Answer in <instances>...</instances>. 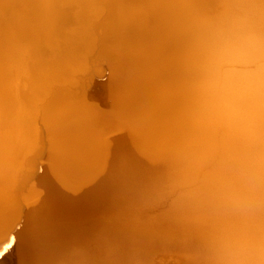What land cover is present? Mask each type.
Returning a JSON list of instances; mask_svg holds the SVG:
<instances>
[{
  "label": "bare ground",
  "instance_id": "1",
  "mask_svg": "<svg viewBox=\"0 0 264 264\" xmlns=\"http://www.w3.org/2000/svg\"><path fill=\"white\" fill-rule=\"evenodd\" d=\"M257 243L264 0H0V264Z\"/></svg>",
  "mask_w": 264,
  "mask_h": 264
},
{
  "label": "clouds",
  "instance_id": "2",
  "mask_svg": "<svg viewBox=\"0 0 264 264\" xmlns=\"http://www.w3.org/2000/svg\"><path fill=\"white\" fill-rule=\"evenodd\" d=\"M221 264H264V243L254 244L243 252L230 253Z\"/></svg>",
  "mask_w": 264,
  "mask_h": 264
},
{
  "label": "rangeland",
  "instance_id": "3",
  "mask_svg": "<svg viewBox=\"0 0 264 264\" xmlns=\"http://www.w3.org/2000/svg\"><path fill=\"white\" fill-rule=\"evenodd\" d=\"M99 67H100V69H101V71L100 72H97V74L98 75H104L103 77H100V78H98V79H100L98 82H99V88H100V95L102 96L103 95V87H104V85L108 82V80H109V76H110V71L107 69V70H105V67L103 66V64H100L99 65ZM107 68V67H106ZM45 97V96H44ZM41 100V99H40ZM37 102H40V101H37ZM170 252V251H169ZM168 251L165 253V251L164 252H161V253H163V258H159V257H161L162 256V254L160 253V255H157V257L154 255V259L156 260V264H179V263H181L180 261H181V257L179 256V258L177 257L178 256V254L176 255L175 253H173L174 255H172V252H170L171 253V255H170V253H169ZM159 253V252H158ZM169 253V254H168ZM169 255V259L167 258V256ZM166 256V257H165ZM171 256H173L172 258L173 259H171L172 261H170V258H171ZM166 258V259H165ZM174 258H175V260H174ZM178 258V259H177ZM154 259H153V261H154ZM180 259V260H179ZM177 260V261H176ZM176 261V262H175ZM155 262V261H154ZM175 262V263H174Z\"/></svg>",
  "mask_w": 264,
  "mask_h": 264
}]
</instances>
